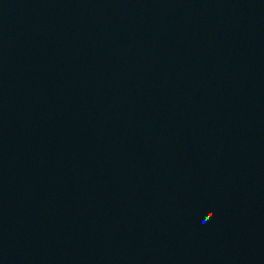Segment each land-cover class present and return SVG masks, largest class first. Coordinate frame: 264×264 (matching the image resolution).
<instances>
[{
  "label": "water",
  "instance_id": "1",
  "mask_svg": "<svg viewBox=\"0 0 264 264\" xmlns=\"http://www.w3.org/2000/svg\"><path fill=\"white\" fill-rule=\"evenodd\" d=\"M0 264H264V0H0Z\"/></svg>",
  "mask_w": 264,
  "mask_h": 264
}]
</instances>
